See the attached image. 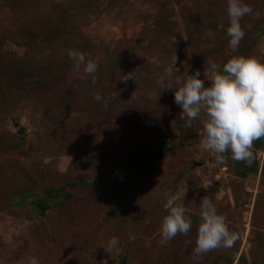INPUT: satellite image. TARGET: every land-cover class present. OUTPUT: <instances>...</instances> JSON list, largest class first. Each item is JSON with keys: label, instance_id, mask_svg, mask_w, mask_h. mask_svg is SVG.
<instances>
[{"label": "rangeland", "instance_id": "374dc122", "mask_svg": "<svg viewBox=\"0 0 264 264\" xmlns=\"http://www.w3.org/2000/svg\"><path fill=\"white\" fill-rule=\"evenodd\" d=\"M244 2L253 12L233 52L217 28L227 0H0V264H264V138L249 149L258 173L216 164L200 121L186 127L174 89L155 83L174 53L180 77L231 55L264 61V0ZM69 50L96 62L95 85ZM130 71L135 82L119 81ZM185 189L191 228L161 243L165 194ZM203 196L239 238L196 255Z\"/></svg>", "mask_w": 264, "mask_h": 264}, {"label": "clouds", "instance_id": "9594fccd", "mask_svg": "<svg viewBox=\"0 0 264 264\" xmlns=\"http://www.w3.org/2000/svg\"><path fill=\"white\" fill-rule=\"evenodd\" d=\"M252 12V7L244 0H227L228 25L224 27L218 24L217 28L223 29L233 52L244 37L240 19ZM67 55L73 69L78 71L82 66L83 72L92 76L91 83L95 85L96 62L78 50H69ZM176 61L174 53L169 66L155 83L162 90L174 89L173 103L179 106L180 118L185 121V126L191 128L194 120L200 121L202 147L213 154L216 164H223L228 158L250 163L252 142L264 137V61L231 55L222 66L209 61L202 73L197 69L183 77L174 74L173 70H178ZM148 63L158 66L159 61L153 57ZM129 80L135 82L132 71L122 73L119 79L124 83ZM93 98L98 103L107 104V98H102L99 92H95ZM226 152L230 156L226 157ZM186 191L165 194L163 209L166 214L161 218L159 227L161 243L170 241L177 233L186 235L191 228L192 221L185 215L186 210L180 203ZM238 238L236 232L229 231L225 217L218 214L213 202L203 196L199 203V223L193 252L200 255L218 247L231 248ZM132 239L134 237L129 236V240ZM117 245L118 239L113 236L99 247L107 253L112 250L118 252ZM28 264H38L37 258L30 257Z\"/></svg>", "mask_w": 264, "mask_h": 264}, {"label": "trees", "instance_id": "16d2710c", "mask_svg": "<svg viewBox=\"0 0 264 264\" xmlns=\"http://www.w3.org/2000/svg\"><path fill=\"white\" fill-rule=\"evenodd\" d=\"M11 98H7L6 101L8 102V100H10ZM261 138H264V137H261ZM260 138V139H261ZM262 140V139H261ZM262 142V141H260ZM259 142V143H260ZM261 144V143H260ZM171 148H168V147H163V148H160V149H156L155 151H153L152 153H150L146 158L148 161H150L151 163H155L158 161V159L162 156V154L165 153L166 150H170ZM128 161H131L130 158L127 159V162ZM243 161H238V163H242ZM243 162V165L242 166L244 169H245V173L246 174H256L258 173V170H259V161L257 160H251V162H247L245 163ZM150 164V163H149ZM147 162H146V166H147ZM145 166V165H144ZM261 172H262V175L264 176V161H263V164H262V167H261ZM61 193H64L63 191V188H53V189H50L47 191V194L50 196V197H54V196H59ZM40 199H36L32 202V204L34 205V207H36L37 211L40 212L41 214V211L40 209L37 207V202L39 201Z\"/></svg>", "mask_w": 264, "mask_h": 264}, {"label": "water", "instance_id": "95a60500", "mask_svg": "<svg viewBox=\"0 0 264 264\" xmlns=\"http://www.w3.org/2000/svg\"><path fill=\"white\" fill-rule=\"evenodd\" d=\"M37 207L40 209L41 213H43L44 208L45 207H48V205L45 204V203H43V202H41V201H38L37 202ZM121 264H130L129 263V259L128 258H125Z\"/></svg>", "mask_w": 264, "mask_h": 264}]
</instances>
